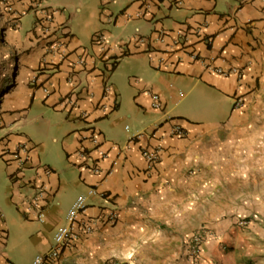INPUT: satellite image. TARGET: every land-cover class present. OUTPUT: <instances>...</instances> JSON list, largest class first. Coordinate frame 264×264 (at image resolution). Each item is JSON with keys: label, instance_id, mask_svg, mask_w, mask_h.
Here are the masks:
<instances>
[{"label": "crops", "instance_id": "0c3cea01", "mask_svg": "<svg viewBox=\"0 0 264 264\" xmlns=\"http://www.w3.org/2000/svg\"><path fill=\"white\" fill-rule=\"evenodd\" d=\"M198 25L209 44L193 33ZM95 34L104 36L102 45L92 40ZM60 40L67 53L61 60ZM192 50L200 60L189 56ZM80 54L91 58L83 67L76 65ZM207 63L240 67L243 79L214 73ZM148 89L159 94L162 111L150 109ZM234 92L245 95L236 110ZM261 103L262 0H0V152L24 140L32 166L50 168L40 223L22 210L0 158L2 260L15 264L31 257L39 264L83 209V216L97 221L95 229L56 264H188L175 247L189 240L196 207L207 212L206 195H219L213 185L239 178L246 125L264 114ZM174 124L184 127L183 136L169 135ZM87 125L108 151L97 175L80 167L76 154L78 133ZM131 137L138 139L123 148ZM157 139L162 150L148 171L139 148ZM25 176L33 177L32 171ZM101 191L116 210L112 223L100 220ZM206 243L199 246L197 264ZM146 247L153 250L146 253Z\"/></svg>", "mask_w": 264, "mask_h": 264}, {"label": "rangeland", "instance_id": "374dc122", "mask_svg": "<svg viewBox=\"0 0 264 264\" xmlns=\"http://www.w3.org/2000/svg\"><path fill=\"white\" fill-rule=\"evenodd\" d=\"M260 108L264 110V103L260 104ZM252 122L246 125L240 167L235 169L239 178L224 182L222 179L213 185L218 188L219 195H206L208 197L203 204L208 202L207 212H199L198 206L190 216L192 218L187 219L190 221L189 240L178 244L175 250L178 258L188 264H197L198 251L192 253L191 241L196 234L203 236L199 246L207 241L203 250L207 253L202 264H264V114L255 117ZM0 212L3 213L1 208ZM24 226L29 225L24 223ZM0 238H3L1 234ZM152 250L144 248L146 253ZM155 250L159 251L160 248ZM2 252L3 242L0 240V264H6L2 260ZM14 261L15 264H32L31 257ZM127 262L125 264H129ZM154 264L161 263L156 261Z\"/></svg>", "mask_w": 264, "mask_h": 264}, {"label": "built area", "instance_id": "2783aa9c", "mask_svg": "<svg viewBox=\"0 0 264 264\" xmlns=\"http://www.w3.org/2000/svg\"><path fill=\"white\" fill-rule=\"evenodd\" d=\"M11 0H1L2 3L10 4ZM264 2V0H262ZM201 26L198 25L193 28V33L196 34L200 41L204 44H209L211 39L206 37L201 32ZM67 35V34H66ZM182 40H186V35L180 36ZM95 44L102 45L105 42V38L102 34H95L92 38ZM64 41L60 40V60L67 55L65 53ZM64 51V54H63ZM189 56L193 60H200L197 53L193 50L189 52ZM86 55L80 54L77 57L76 65L78 67H83L90 62L91 58L86 59ZM92 63L94 59H92ZM113 63L111 62L108 69H111ZM205 68L213 71L221 76L234 75L238 82L243 79V70L240 67L229 66L227 68H221L213 66L209 63L204 64ZM105 77V76H104ZM103 77V78H104ZM103 86L105 90L109 89V84L106 79L103 80ZM149 107L153 111L160 112L163 109V103L158 93L146 90ZM69 102V101H68ZM245 102L244 93L234 92L232 95V109H240L243 107ZM86 113H82V117L85 118ZM2 122L0 120V127ZM155 132L151 133L149 136L155 138ZM185 134V129L179 124H174L169 130V135L171 137H181ZM138 137H131L123 143V148L129 149L134 141ZM104 141L99 137V134L94 130V127L87 125L82 128L78 133V149L76 154L79 157V166L88 171L91 174H100L101 169L99 162L108 159V151L103 148ZM162 150V145L157 139V143L152 146H141L139 148V155L144 162L145 168L150 171L154 165L158 162L160 152ZM0 158L4 162L5 166L10 169L9 180L12 182L14 189L17 191L19 196V203L22 206V210L31 215V217L42 223L45 216V206L48 195V184L45 181V177L50 174V168L45 165L32 166V154L31 145L27 141H18L11 147H5L0 152ZM27 170L32 171L31 178L27 179L25 172ZM110 168L105 171V174L110 173ZM27 187L23 193L18 192L21 187ZM98 197L103 201V206L101 208L102 218L107 223L114 222L116 218V210L111 203L110 195L101 191L97 193ZM83 210V209H82ZM82 210H79L76 214L71 216L68 221L67 227L60 234L58 241L55 245L51 246L45 253L42 254L39 264H56L60 254L72 247L83 235L90 234L95 229V224L97 221L93 219L86 218L82 215ZM1 216V214H0ZM203 238L202 234H196L192 238V253H197L199 249V242ZM105 264H125L116 259L108 260Z\"/></svg>", "mask_w": 264, "mask_h": 264}]
</instances>
